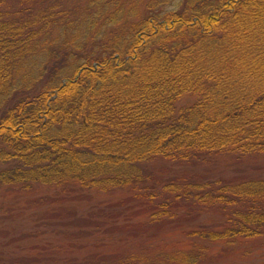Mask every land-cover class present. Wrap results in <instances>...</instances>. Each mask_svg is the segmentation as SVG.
Wrapping results in <instances>:
<instances>
[{
  "label": "trees",
  "instance_id": "1",
  "mask_svg": "<svg viewBox=\"0 0 264 264\" xmlns=\"http://www.w3.org/2000/svg\"><path fill=\"white\" fill-rule=\"evenodd\" d=\"M212 156L264 157V0H0V189H55L35 204L124 195L55 209L65 237L118 245L51 264H206L203 244L150 246L185 222L192 241L264 235V177L148 166Z\"/></svg>",
  "mask_w": 264,
  "mask_h": 264
},
{
  "label": "rangeland",
  "instance_id": "2",
  "mask_svg": "<svg viewBox=\"0 0 264 264\" xmlns=\"http://www.w3.org/2000/svg\"><path fill=\"white\" fill-rule=\"evenodd\" d=\"M148 166L163 179L182 173L197 174L202 181L264 177V157L236 160L227 156H212L206 163L195 168L173 165L166 161H154ZM60 194L65 196L62 192ZM55 195L54 188L42 185H34L30 191H19L16 187L6 186L0 189V255H6L9 260L13 257L25 258L29 264H49L51 258L62 261L71 257L82 258L118 245L112 238L101 239L102 231L71 240L65 237L63 228L60 227L62 225L56 224L60 218L51 217V213L62 205L73 209L76 215H84L107 202L120 199L123 194L89 191L84 194L86 197L75 200H69L65 196L59 201L33 203L35 198H50ZM215 217L212 213H201L193 223L207 224ZM183 224L181 228L164 227L157 231L156 236L149 239L150 246L160 251H172L188 248L196 242L207 246L204 251L208 260L206 264H264V235L234 243L200 239L192 241L183 232L189 226L188 222Z\"/></svg>",
  "mask_w": 264,
  "mask_h": 264
}]
</instances>
